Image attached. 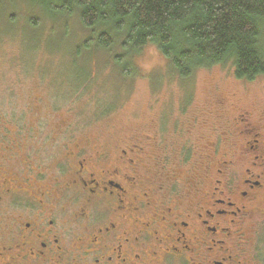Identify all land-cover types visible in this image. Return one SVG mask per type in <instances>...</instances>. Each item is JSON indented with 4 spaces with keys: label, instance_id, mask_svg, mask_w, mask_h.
Here are the masks:
<instances>
[{
    "label": "flooded vegetation",
    "instance_id": "af4514ba",
    "mask_svg": "<svg viewBox=\"0 0 264 264\" xmlns=\"http://www.w3.org/2000/svg\"><path fill=\"white\" fill-rule=\"evenodd\" d=\"M230 118L202 155L180 153L183 176L153 134L75 140L52 172L1 168L0 264H264V123Z\"/></svg>",
    "mask_w": 264,
    "mask_h": 264
},
{
    "label": "rangeland",
    "instance_id": "374dc122",
    "mask_svg": "<svg viewBox=\"0 0 264 264\" xmlns=\"http://www.w3.org/2000/svg\"><path fill=\"white\" fill-rule=\"evenodd\" d=\"M1 4L0 169L11 172L28 166L52 172L75 140L109 151L153 134L148 149L171 160L169 170L183 176L180 153L192 149L202 155L215 128L222 130L238 109H249L255 122L264 123L263 76L242 81L221 65L181 79L167 59L143 71L139 52L133 55L132 75L120 76L113 58L120 53L119 45L109 52L93 51L86 73V60L74 53L84 33L76 16L69 19L75 37L65 42L62 36L71 31H63V26L52 36L53 21L41 7L31 6L29 0ZM10 16L15 19L9 21ZM159 128L170 146L159 137L156 141ZM60 220L72 231L65 215Z\"/></svg>",
    "mask_w": 264,
    "mask_h": 264
},
{
    "label": "trees",
    "instance_id": "16d2710c",
    "mask_svg": "<svg viewBox=\"0 0 264 264\" xmlns=\"http://www.w3.org/2000/svg\"><path fill=\"white\" fill-rule=\"evenodd\" d=\"M29 2L41 7L53 21L52 36L63 26V31H71L62 36L65 42L75 37L69 19H79L84 33L74 53L75 58L86 60V73L90 71L89 55L93 51L109 52L119 45L120 53L113 57L114 62L120 76L130 77L135 70L133 55L151 40L181 79H188L199 69L221 65L233 69L234 76L242 81L264 77V0Z\"/></svg>",
    "mask_w": 264,
    "mask_h": 264
},
{
    "label": "clouds",
    "instance_id": "9594fccd",
    "mask_svg": "<svg viewBox=\"0 0 264 264\" xmlns=\"http://www.w3.org/2000/svg\"><path fill=\"white\" fill-rule=\"evenodd\" d=\"M167 57L154 41L147 42L143 50L137 54V62L143 71H151L158 64H163Z\"/></svg>",
    "mask_w": 264,
    "mask_h": 264
}]
</instances>
